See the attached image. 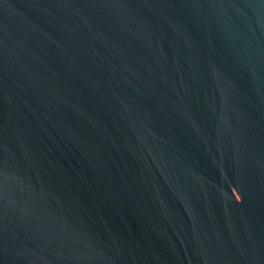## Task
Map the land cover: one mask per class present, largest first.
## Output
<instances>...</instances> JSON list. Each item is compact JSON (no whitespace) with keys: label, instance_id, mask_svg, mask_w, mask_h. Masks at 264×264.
Wrapping results in <instances>:
<instances>
[{"label":"water","instance_id":"obj_1","mask_svg":"<svg viewBox=\"0 0 264 264\" xmlns=\"http://www.w3.org/2000/svg\"><path fill=\"white\" fill-rule=\"evenodd\" d=\"M0 264H264V0H0Z\"/></svg>","mask_w":264,"mask_h":264}]
</instances>
